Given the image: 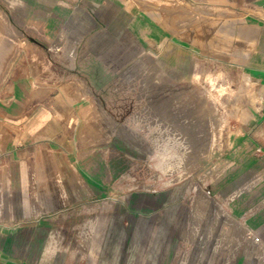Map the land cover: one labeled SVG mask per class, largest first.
Returning <instances> with one entry per match:
<instances>
[{
  "label": "crops",
  "instance_id": "obj_1",
  "mask_svg": "<svg viewBox=\"0 0 264 264\" xmlns=\"http://www.w3.org/2000/svg\"><path fill=\"white\" fill-rule=\"evenodd\" d=\"M222 9L234 12L224 27ZM181 16L221 24L183 45L164 24ZM181 47L235 68L237 99L250 105L236 111L228 146L264 147V0H0V264L33 261L36 226L53 229L92 210L78 207L84 199L114 195L115 124L132 115L115 86L149 63L178 68ZM238 166L225 180L257 177L264 198V173L255 176L264 156L245 154ZM249 227L264 244V228Z\"/></svg>",
  "mask_w": 264,
  "mask_h": 264
},
{
  "label": "rangeland",
  "instance_id": "obj_2",
  "mask_svg": "<svg viewBox=\"0 0 264 264\" xmlns=\"http://www.w3.org/2000/svg\"><path fill=\"white\" fill-rule=\"evenodd\" d=\"M233 13L222 9L223 27ZM217 17L164 24L188 45L218 27ZM179 58L178 68L149 63L115 86L131 99L132 115L115 124L114 195L84 199L78 207L92 210L57 219L53 229L36 226L34 260L20 264H264L262 237L249 227L264 228L262 182L225 180L239 175L245 154L264 156L262 146H228L238 135L236 111L250 105L237 99L238 73L186 47ZM169 207L173 226L160 244L158 223Z\"/></svg>",
  "mask_w": 264,
  "mask_h": 264
}]
</instances>
